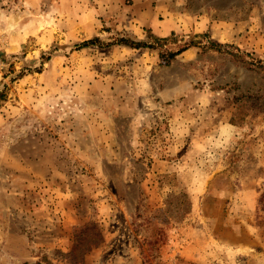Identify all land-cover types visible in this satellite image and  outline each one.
<instances>
[{
	"label": "rangeland",
	"instance_id": "rangeland-1",
	"mask_svg": "<svg viewBox=\"0 0 264 264\" xmlns=\"http://www.w3.org/2000/svg\"><path fill=\"white\" fill-rule=\"evenodd\" d=\"M252 62L264 0H0V264H264Z\"/></svg>",
	"mask_w": 264,
	"mask_h": 264
},
{
	"label": "trees",
	"instance_id": "trees-1",
	"mask_svg": "<svg viewBox=\"0 0 264 264\" xmlns=\"http://www.w3.org/2000/svg\"><path fill=\"white\" fill-rule=\"evenodd\" d=\"M149 37H151L152 41L149 42H144V41H134L131 39H127V38H122L121 40H118L116 44L118 45H122L125 47H129L131 49H151V50H158L163 48L164 46H167V43H169L170 41H172L175 37V34H172L171 37L168 38H158L155 37L153 35H150ZM201 38H209L208 34L202 35ZM100 43L99 39H94V40H90L85 42L84 44H81L82 47H88L91 45H98ZM208 45L203 44L202 42H191L188 45H185L184 47L179 48L176 52H167L166 54H160L161 59H163V61H165L167 64L172 63L178 56H180L181 54H183L184 52L188 51L191 48L194 47H198L201 49H205V50H214L216 52L219 53H226L231 55L234 58H238L239 56L235 53L229 52L227 50H225V48H228L230 46H224L222 44H219L217 42L211 41L209 40ZM249 65H251V67H262L260 64H255V62L250 63ZM0 99H3V95H0Z\"/></svg>",
	"mask_w": 264,
	"mask_h": 264
}]
</instances>
